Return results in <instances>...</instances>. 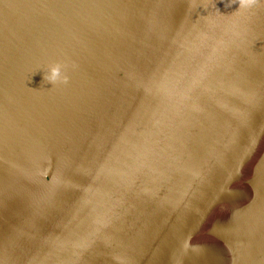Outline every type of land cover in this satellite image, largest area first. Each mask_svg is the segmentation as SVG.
<instances>
[{
    "label": "water",
    "instance_id": "95a60500",
    "mask_svg": "<svg viewBox=\"0 0 264 264\" xmlns=\"http://www.w3.org/2000/svg\"><path fill=\"white\" fill-rule=\"evenodd\" d=\"M0 264H264V0H0Z\"/></svg>",
    "mask_w": 264,
    "mask_h": 264
},
{
    "label": "clouds",
    "instance_id": "9594fccd",
    "mask_svg": "<svg viewBox=\"0 0 264 264\" xmlns=\"http://www.w3.org/2000/svg\"><path fill=\"white\" fill-rule=\"evenodd\" d=\"M44 80L51 84L57 82L67 83L68 76L64 74L63 66L57 63L49 67L44 75Z\"/></svg>",
    "mask_w": 264,
    "mask_h": 264
}]
</instances>
